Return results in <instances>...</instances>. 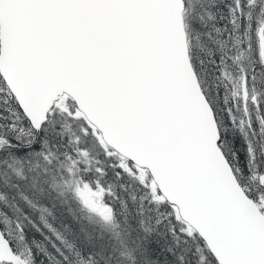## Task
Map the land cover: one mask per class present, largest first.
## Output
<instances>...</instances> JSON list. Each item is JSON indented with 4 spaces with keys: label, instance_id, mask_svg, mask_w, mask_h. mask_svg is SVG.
<instances>
[{
    "label": "snow or ice",
    "instance_id": "snow-or-ice-1",
    "mask_svg": "<svg viewBox=\"0 0 264 264\" xmlns=\"http://www.w3.org/2000/svg\"><path fill=\"white\" fill-rule=\"evenodd\" d=\"M0 264H264V0H0Z\"/></svg>",
    "mask_w": 264,
    "mask_h": 264
}]
</instances>
